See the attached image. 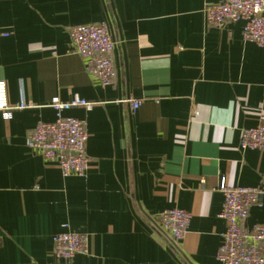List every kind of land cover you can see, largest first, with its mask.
Here are the masks:
<instances>
[{
	"label": "crops",
	"instance_id": "0c3cea01",
	"mask_svg": "<svg viewBox=\"0 0 264 264\" xmlns=\"http://www.w3.org/2000/svg\"><path fill=\"white\" fill-rule=\"evenodd\" d=\"M218 0H0V264H221L219 184L260 186L246 226L264 223V152L240 132L264 114V46L243 22L206 23ZM104 22L114 42L113 83L101 86L71 47L68 28ZM93 104L63 115L86 122L82 176H63L27 146L51 122L53 97ZM141 100L133 109L129 100ZM190 213L176 241L157 214ZM88 236L87 253H52L55 234Z\"/></svg>",
	"mask_w": 264,
	"mask_h": 264
},
{
	"label": "built area",
	"instance_id": "2783aa9c",
	"mask_svg": "<svg viewBox=\"0 0 264 264\" xmlns=\"http://www.w3.org/2000/svg\"><path fill=\"white\" fill-rule=\"evenodd\" d=\"M206 23L224 28L229 23L242 21V39L264 46V0H218L208 2L203 8ZM72 50L83 60L87 73L101 86H109L116 75L112 59L114 42L104 22L78 24L68 28ZM133 109L141 100H129ZM24 100L16 105L8 102L7 86L0 80V112L9 118L13 109L27 107ZM50 107L55 112L51 122L39 121L27 137V146L49 164H55L63 176L84 175L90 158L86 153V122L63 115V110L81 106L90 110L91 102L75 95L63 102L53 97ZM240 149H256L264 152V114L258 115L255 126L240 132ZM222 204L219 217L225 221V230L216 250L215 258L221 264H264V223L245 225L250 208L258 202L260 186H232L225 180L219 184ZM190 213L178 207H170L157 214L162 229L171 237L181 240L190 222ZM88 236L82 232L64 230L53 237L52 253L56 258L69 261L76 254L87 253Z\"/></svg>",
	"mask_w": 264,
	"mask_h": 264
}]
</instances>
